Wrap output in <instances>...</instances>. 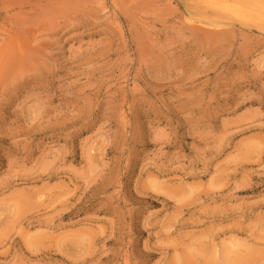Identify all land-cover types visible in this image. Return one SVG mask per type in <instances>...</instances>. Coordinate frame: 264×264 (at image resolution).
Segmentation results:
<instances>
[{
    "label": "rangeland",
    "instance_id": "374dc122",
    "mask_svg": "<svg viewBox=\"0 0 264 264\" xmlns=\"http://www.w3.org/2000/svg\"><path fill=\"white\" fill-rule=\"evenodd\" d=\"M0 264H264V0H0Z\"/></svg>",
    "mask_w": 264,
    "mask_h": 264
}]
</instances>
